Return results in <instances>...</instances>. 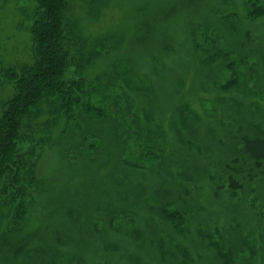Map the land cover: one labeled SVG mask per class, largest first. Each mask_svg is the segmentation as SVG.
I'll return each mask as SVG.
<instances>
[{
	"label": "rangeland",
	"instance_id": "1",
	"mask_svg": "<svg viewBox=\"0 0 264 264\" xmlns=\"http://www.w3.org/2000/svg\"><path fill=\"white\" fill-rule=\"evenodd\" d=\"M66 2L78 100L40 105L0 264H264V0ZM36 7L0 0V105Z\"/></svg>",
	"mask_w": 264,
	"mask_h": 264
},
{
	"label": "trees",
	"instance_id": "2",
	"mask_svg": "<svg viewBox=\"0 0 264 264\" xmlns=\"http://www.w3.org/2000/svg\"><path fill=\"white\" fill-rule=\"evenodd\" d=\"M34 1L37 7L30 28L34 62L31 67H23L19 72H8L7 78L14 94L0 105V183L6 182L0 185V200L7 196L9 190L15 192L14 197L25 196L23 185L18 181L19 173L23 166L33 167L26 160L35 155L34 147L38 146L37 142H43L44 130L50 124L48 120L33 132L39 116L43 115L40 105L46 102L50 106L52 101L59 102V111L62 109L63 115L70 119L72 100L73 97L77 98L74 95L77 92L73 89L80 86L71 79L60 80L71 61L68 49L73 46V27L68 29L66 23L70 7L66 0ZM55 109L53 113H56ZM86 110L90 115L97 113L90 107ZM37 133L41 135L37 137ZM33 135L37 138H33ZM23 143L29 144L25 152L19 148ZM22 159L26 160L22 162Z\"/></svg>",
	"mask_w": 264,
	"mask_h": 264
}]
</instances>
